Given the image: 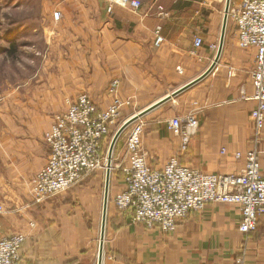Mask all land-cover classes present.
I'll use <instances>...</instances> for the list:
<instances>
[{
    "label": "crops",
    "instance_id": "1",
    "mask_svg": "<svg viewBox=\"0 0 264 264\" xmlns=\"http://www.w3.org/2000/svg\"><path fill=\"white\" fill-rule=\"evenodd\" d=\"M49 1L43 22L25 27L26 36L39 33L43 44L29 40L36 50L28 62L32 71L0 83V234H25L24 264H98L101 170L43 203L32 201L33 179L49 155L44 134L53 115L86 91L99 109L120 100L121 126L195 80L216 57L218 49L211 45L219 48L226 0H142L138 10L114 5L112 11L107 0ZM197 35L203 39L200 48L194 44ZM158 36L163 41L156 45ZM255 54L254 48L238 45L235 24L228 19L214 70L141 118L151 168L177 155L180 163L205 172L242 173L245 160L234 154L255 144L251 112L257 100L250 73ZM230 68L236 69L233 76ZM196 108L202 109L200 128L186 152H178L180 139L172 136L168 119ZM259 147L264 171V127ZM115 151L102 264H264V214L257 230L244 234L236 205L211 202L189 213L174 232H164L118 210L113 198L125 187L117 168L126 154L125 140H118Z\"/></svg>",
    "mask_w": 264,
    "mask_h": 264
},
{
    "label": "built area",
    "instance_id": "2",
    "mask_svg": "<svg viewBox=\"0 0 264 264\" xmlns=\"http://www.w3.org/2000/svg\"><path fill=\"white\" fill-rule=\"evenodd\" d=\"M107 1L108 11H112L114 5L133 10L142 6V0ZM60 17L59 10L53 12L56 21ZM229 20L235 24L238 45L256 51L250 70L253 97L257 100V106L251 112L255 144L245 153L234 154L236 159L244 158V170L239 174L205 172L180 163L177 155L163 167L153 169L143 146L146 124L139 119L124 131L126 154L118 169L124 173L125 187L113 198L117 209L130 211L136 223L174 232L189 213L203 210L208 203L221 202L239 208L242 233L248 234L258 228L259 216L264 214V171L259 147L264 127V0H242L239 4H231ZM162 41L163 37L158 36L155 43L159 45ZM194 44L200 48L202 37L197 35ZM211 48L217 50L218 46L212 44ZM235 72L236 69L230 68L229 76ZM117 84V80L112 82L113 86ZM242 93L245 95V90L242 89ZM201 111L196 108L168 119L169 130L180 139L178 152H186L191 139L196 136ZM121 120L120 100L116 99L106 109H99L86 91L69 101L66 110L55 113L50 129L44 134L49 155L45 166L33 179L32 201L43 203L81 184L97 170L106 168L104 153L110 145L112 131L114 133L120 126ZM25 240L22 232L0 234V264H24L21 248Z\"/></svg>",
    "mask_w": 264,
    "mask_h": 264
},
{
    "label": "rangeland",
    "instance_id": "3",
    "mask_svg": "<svg viewBox=\"0 0 264 264\" xmlns=\"http://www.w3.org/2000/svg\"><path fill=\"white\" fill-rule=\"evenodd\" d=\"M223 1L225 3V0ZM50 6L51 4L49 0H0V22L6 24L3 25L2 27L4 28L8 27L7 25L9 23H12L13 21L15 23L17 22L16 25L24 29V30L21 29L22 31L21 33L24 36H22L18 41V44L20 45H18L17 47L16 54L12 56V55H7L5 53H0V83H4L7 79H9L10 82L11 80L22 78L23 76L26 75V73L32 71L33 66L28 62H31L33 57L36 58L35 55L36 50H34L35 48H33L32 46L33 43L31 42H35L34 44L39 45V47H41V45L43 44H42V39L40 38L41 35L39 33L38 34L29 33L26 36L25 27H31V26L37 27L38 25H40L44 19V16H42L41 12L43 11V9L44 10L48 9V7ZM4 28H1V30ZM29 40H31V42ZM0 44H3L2 40L0 41ZM117 130H115V132L112 133L111 135L112 138L117 132ZM172 136L175 135L172 133ZM125 139L126 137L125 134L123 133L119 138V142L120 141L123 142V140ZM107 147L106 148L109 149V146ZM107 152L108 150H106V153H104L106 159H107ZM115 153L113 154V156H115ZM105 162H107V160ZM117 162L118 161L114 158L112 164L115 165ZM99 170H101L102 173L99 179L98 186H99L100 194H102L105 185L104 174L106 169L104 167Z\"/></svg>",
    "mask_w": 264,
    "mask_h": 264
},
{
    "label": "water",
    "instance_id": "4",
    "mask_svg": "<svg viewBox=\"0 0 264 264\" xmlns=\"http://www.w3.org/2000/svg\"><path fill=\"white\" fill-rule=\"evenodd\" d=\"M231 5V0H226V7H225V13H224V21H223V27H222V34H221V39L219 43V48L216 54V57L211 64V66L198 78L195 80L189 82L182 88L176 90L173 92L171 95L167 96L166 98L162 99L161 101L157 102L156 104L150 106L149 108L145 109L144 111L140 112L139 114L133 116L129 120L125 121L120 128L117 130L115 135L113 136L109 149L107 152V164H106V179H105V190H104V203H103V212H102V223H101V232H100V240H99V252H98V264H102L103 261V253H104V244H105V233H106V223H107V211H108V204H109V191H110V180H111V172H112V163H113V154L115 150V146L121 137V135L124 133V131L132 125L134 122L137 120L143 118L146 114L151 112L152 110L156 109L157 107L161 106L162 104L170 101L174 97L178 96L188 88L194 86L195 84L199 83L202 81L205 77H207L216 67L222 51L224 47V42H225V35H226V29H227V24H228V19H229V8Z\"/></svg>",
    "mask_w": 264,
    "mask_h": 264
},
{
    "label": "trees",
    "instance_id": "5",
    "mask_svg": "<svg viewBox=\"0 0 264 264\" xmlns=\"http://www.w3.org/2000/svg\"><path fill=\"white\" fill-rule=\"evenodd\" d=\"M16 23L12 21V23L7 25L8 27L4 28L2 26L6 24L0 22V27L4 28L2 30L0 28V41H3V44H0V53L12 56L16 54L17 47L20 45L18 41L22 37L21 34L17 33L20 26L16 25Z\"/></svg>",
    "mask_w": 264,
    "mask_h": 264
},
{
    "label": "bare ground",
    "instance_id": "6",
    "mask_svg": "<svg viewBox=\"0 0 264 264\" xmlns=\"http://www.w3.org/2000/svg\"><path fill=\"white\" fill-rule=\"evenodd\" d=\"M119 128H120V127H119ZM119 128H118V129H119ZM112 133H113V131H112Z\"/></svg>",
    "mask_w": 264,
    "mask_h": 264
}]
</instances>
